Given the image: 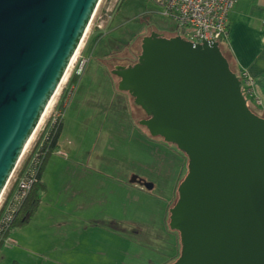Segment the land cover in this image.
Segmentation results:
<instances>
[{
	"label": "water",
	"instance_id": "1",
	"mask_svg": "<svg viewBox=\"0 0 264 264\" xmlns=\"http://www.w3.org/2000/svg\"><path fill=\"white\" fill-rule=\"evenodd\" d=\"M99 2L0 0V196ZM110 74L145 114L138 124L187 159L169 210L171 264H264V117L218 43L151 31L136 61Z\"/></svg>",
	"mask_w": 264,
	"mask_h": 264
},
{
	"label": "flooded vegetation",
	"instance_id": "2",
	"mask_svg": "<svg viewBox=\"0 0 264 264\" xmlns=\"http://www.w3.org/2000/svg\"><path fill=\"white\" fill-rule=\"evenodd\" d=\"M110 63L94 62L70 119L78 131V143L73 148L68 142L64 145L66 157L59 172L74 179L80 199L67 195L69 185L62 184L64 199L28 237L34 234L31 244L38 249H33L52 254L64 264H77L70 254L86 253L102 260L96 263L91 257L81 264H171L180 249L177 232L168 227L169 210L177 199L187 159L174 145L151 136L138 124L146 116L127 93L118 91V79L110 74L117 64ZM101 131L118 133L121 139L145 148L151 160L132 168L125 161L94 157L91 146L85 145V135L89 132L94 139ZM93 175L100 178L98 183H91ZM94 192L100 193L96 199L90 196ZM123 200L126 208L119 207ZM105 239L116 244L109 257L107 250L96 252L87 247L89 243L107 247Z\"/></svg>",
	"mask_w": 264,
	"mask_h": 264
},
{
	"label": "rangeland",
	"instance_id": "3",
	"mask_svg": "<svg viewBox=\"0 0 264 264\" xmlns=\"http://www.w3.org/2000/svg\"><path fill=\"white\" fill-rule=\"evenodd\" d=\"M151 31L160 32L166 38L177 36L172 20L164 16L162 8L152 0H101L83 38L80 51H82L83 56L92 54L97 60H109L110 64L114 62L117 65H129L136 61L141 38L149 35ZM104 32H106V36H104ZM94 34H97L98 37L103 34L104 40L99 43L96 42ZM86 84H88L87 79L85 81ZM51 110L55 112L59 111L58 107H55L54 100H52L44 118L39 124V128L28 145V154L31 152V148L39 149L40 145L44 142V130L42 129L51 122L53 117L50 112ZM66 111H68V108H66ZM72 125L73 130L69 133L67 132L68 134L65 138V142H68L70 148H73L78 143L76 126L74 123ZM85 140V145L91 146L93 149L92 154L94 157L103 155L108 159L125 161L132 168L136 167V164H148L151 160L149 151L138 147L132 141L121 139L118 133L107 134L101 131L93 139V135L90 138V133L88 132L85 135ZM91 162L94 163L93 160ZM58 167L59 165L57 164L51 166L50 162L46 170L47 175L50 174L52 177L55 172L58 174ZM65 180H67L66 185H69V188L66 190L69 192L67 195L74 194V200L80 199L78 192H76L78 186H76L74 179L68 178L66 174L60 171L54 180L52 179V186L55 191L54 201L58 199V202H62L64 199L63 196L66 192L62 190V184ZM115 201L116 199L114 198V212H117ZM44 202L45 200L43 199L39 206V211L32 218L31 225L42 223L41 219L45 217L48 210L47 201ZM29 229L26 230L25 227L18 231V235H21L23 239L20 245L24 250L33 246L30 245L29 241L25 240L29 236ZM18 252L23 255V264H49L33 256L29 257L24 252H20V250L14 251V253ZM82 261L84 260L81 259L80 262Z\"/></svg>",
	"mask_w": 264,
	"mask_h": 264
},
{
	"label": "built area",
	"instance_id": "4",
	"mask_svg": "<svg viewBox=\"0 0 264 264\" xmlns=\"http://www.w3.org/2000/svg\"><path fill=\"white\" fill-rule=\"evenodd\" d=\"M152 1L162 8L164 16L172 20L177 36L192 42L201 41L202 36L205 40L212 39L217 43L220 40L227 41L229 36L228 14L234 6L236 0ZM98 6L95 10V13L98 9ZM95 13L93 17L95 16ZM80 48L81 44L75 51L62 81L60 82L55 94L53 95L39 122L40 124L52 100H54L55 107H58L59 111H50L53 116L51 122L49 125H46L42 129L44 130V142L47 140L46 137L49 136L50 130L54 127L57 122L63 123L62 131L65 130L70 124V119L73 115V111L76 108L78 99L80 97L79 93H81L82 87L84 86L85 81L88 78L89 72L95 62V58L92 54L88 56H83L82 51H80ZM241 75L245 81L246 86L248 87V92H250V94L253 96L251 79L249 78L248 74L242 70ZM73 77L75 78L74 82H72ZM254 102L257 105L256 99H254ZM66 108H68V111H66ZM39 124L35 132L39 128ZM40 134L42 133L40 132ZM33 135L31 139L33 138ZM44 142L40 145L39 149L31 148V152L29 154L28 143L19 163L17 164L15 170L13 171L0 196V249L1 245L3 244L11 243L10 245H13V247L15 248H17L20 244V240H17L14 243L11 240L18 235V231H20L21 229L10 228V225L14 221V218L16 217L20 207L22 206L25 198L27 197V194L31 189L32 185L38 180L37 172L40 164V156L44 154V151L42 150ZM61 151L62 150H59L56 145L55 149L52 150V152L50 153V161L53 157H56ZM28 155H30L29 161L26 166L22 168V163ZM42 181L44 182L47 188V192L44 197V200L46 201L54 194V189L46 172L43 176ZM31 222L28 226L31 225Z\"/></svg>",
	"mask_w": 264,
	"mask_h": 264
},
{
	"label": "crops",
	"instance_id": "5",
	"mask_svg": "<svg viewBox=\"0 0 264 264\" xmlns=\"http://www.w3.org/2000/svg\"><path fill=\"white\" fill-rule=\"evenodd\" d=\"M109 25V24H108ZM228 25H229V36L227 39L228 42V50L232 56L234 66L238 69H241L242 71L246 72L251 79L252 84V94L253 97L257 100V106L264 114V0H236L234 6L230 10L228 14ZM110 26V25H109ZM108 28V26H107ZM105 33V34H104ZM104 36H106V32H104ZM98 34V33H97ZM97 34H94L95 41L96 42H102L104 40L103 34L98 37ZM92 36V35H91ZM98 37V38H97ZM110 45V44H109ZM95 61L97 60L96 57ZM81 93H79L80 95ZM73 130V127L69 124L68 127L62 131L61 136L57 143V148L59 150H62L59 152L57 157H53L51 159V166L57 164L59 165V169L64 163V152L66 151V147L64 146L66 144L65 138L67 134ZM68 132V133H67ZM78 134V131H77ZM59 174V171H58ZM53 174L51 177L50 174H48V178L51 180H54L55 176L58 175ZM52 178V179H51ZM91 178V183L95 184L98 183V179H100L97 175H93ZM63 184H66V180L63 182ZM54 189V188H53ZM94 189H100V188H94ZM94 191V190H93ZM95 194H91L90 196L96 199L98 196L97 192H94ZM55 197V191L54 194L46 200L47 203V212L52 209L53 206H58V204L61 202H58V199L54 201ZM92 200V199H91ZM110 200V199H109ZM45 201V202H46ZM44 202V203H45ZM127 203L126 200H123L121 205L119 207L126 208ZM39 211V210H38ZM45 215V217H46ZM44 218H42V223L33 224L26 228L29 232L37 225L38 227H42L44 223ZM38 234H41L38 230L36 231ZM35 232V233H36ZM19 234V233H18ZM34 234L30 235V237H27L25 240L29 241L30 245L33 242L32 236ZM36 237V236H34ZM17 240H20L19 243L23 242L22 236L17 235L14 237L11 241L14 243ZM105 242H108L107 247H103L100 244L94 245V244H88V248H91L92 250H107L106 252L109 253L107 255L108 257L112 254L113 246H116V244L112 243V241L105 239ZM11 244V243H10ZM10 244H3L1 245V252H0V264H23V255L22 253H14V251L20 250V252H24L27 256L35 257L41 261L48 262L49 264H64L63 262L59 261V258H56L52 254H43L41 252L37 251V247L30 246L28 249L24 250L22 249L21 245L17 248L13 247V245ZM33 248H37L36 250ZM115 253V252H114ZM90 253H86L85 255H78L76 254H70V259L77 262V264H81L84 261L91 260L93 257V261L96 263L101 262V258L94 255H88ZM80 256V258H79ZM92 257V258H91ZM79 259V260H78ZM84 260L80 263V260ZM97 259V260H96Z\"/></svg>",
	"mask_w": 264,
	"mask_h": 264
},
{
	"label": "trees",
	"instance_id": "6",
	"mask_svg": "<svg viewBox=\"0 0 264 264\" xmlns=\"http://www.w3.org/2000/svg\"><path fill=\"white\" fill-rule=\"evenodd\" d=\"M122 2V1H121ZM121 4V3H120ZM218 46L226 58L229 68L235 74L237 79H239L241 85V93L246 100V104L248 108L255 114L260 117H264L262 111L258 108V106L254 102V97L248 92V87L245 84V81L241 75V70L236 68L233 63L232 56L228 50V42L224 40L218 41ZM137 58V56H136ZM75 81V78H72V82ZM63 123L57 122L54 127L50 130V134L48 139L43 144L44 154L40 156V164L37 172V182L34 183L29 190L27 197L25 198L22 206L20 207L14 221L11 223L10 228L24 229L29 225L32 218L35 216L37 211L39 210V206L44 199V195L47 191L44 182L42 181L43 176L48 168V164L50 162V153L55 149L57 145V141L62 133ZM30 155L26 156L25 160L22 163V168L26 166L29 161Z\"/></svg>",
	"mask_w": 264,
	"mask_h": 264
}]
</instances>
